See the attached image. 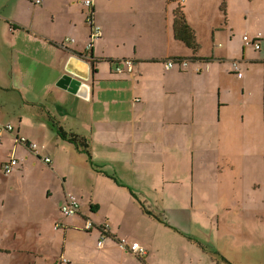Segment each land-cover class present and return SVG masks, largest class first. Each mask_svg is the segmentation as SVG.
<instances>
[{"label":"crops","instance_id":"crops-1","mask_svg":"<svg viewBox=\"0 0 264 264\" xmlns=\"http://www.w3.org/2000/svg\"><path fill=\"white\" fill-rule=\"evenodd\" d=\"M75 1L0 0V126L14 127L0 138V264H225L202 241L236 264L198 226V204L210 201V187L207 179L196 182L194 157L200 126L214 131L223 125L225 131L236 123L245 134L250 123L252 133H263L257 129L262 123L256 119L259 99L249 118L242 109L262 78L253 67L264 66V36H250L260 50L244 41L242 48L232 45L215 34L223 27L218 7H201L200 18L187 7L201 56L222 68L198 62L187 70H166L163 64L144 63L130 71L123 64L125 72L117 74L103 63L86 101L58 87L70 55L58 45L67 38L76 42L67 48L83 53L90 47L96 59L165 61L191 54L172 36L173 8L86 0L92 2L87 21L92 18L100 29L97 37L89 23L77 28L79 12L86 18L87 9ZM145 11H164L167 23L146 20ZM210 33L212 43L207 42ZM204 66H209L206 73ZM223 74L237 77L230 79L235 92ZM79 105L87 112L84 117L77 113ZM52 124L88 139L92 150L87 154L62 138ZM185 125L191 127L190 140ZM23 137L38 144L39 151L21 143ZM11 158L20 163L7 175L4 165ZM183 159L181 168H173ZM177 178L185 181L186 190ZM68 188L76 190L81 204L74 217L61 213ZM172 210L180 217L167 218L166 213L175 214ZM86 221L95 228L84 230ZM105 224L110 230H104ZM180 225L189 229L179 230ZM119 238L141 243L147 255L138 258L125 251ZM238 242L249 252H264V230L244 227ZM247 264H264V254Z\"/></svg>","mask_w":264,"mask_h":264},{"label":"rangeland","instance_id":"rangeland-1","mask_svg":"<svg viewBox=\"0 0 264 264\" xmlns=\"http://www.w3.org/2000/svg\"><path fill=\"white\" fill-rule=\"evenodd\" d=\"M131 1L134 7H169L171 11L173 8L167 3V0ZM75 3L77 7L87 9L86 18L81 11L79 12L77 28L81 30L89 25L87 18L91 8L85 5L86 0H76ZM222 3L223 0H186L183 2L187 11V7H189V12L197 18L201 16V7H209L210 10L212 7H218V13L223 18V27L215 34L227 43L240 45L242 48L244 44L243 32L254 37H258L260 34L264 36V0H227V14L220 10ZM145 18L150 22H159L161 26H163V22L167 23L164 11L158 13L145 11ZM158 34L162 36V32H158ZM212 36V33L207 34V42L212 43ZM67 40L70 38L63 42ZM208 67L204 66L205 73L208 72ZM217 67L222 68L223 66L221 64L210 65V69ZM227 67L229 68V65ZM253 68L262 73V78L259 80V86L255 89V97L247 96V104L244 105V110L241 109L249 118L252 104L256 98L259 99V106L261 105L262 109L257 110L256 119L262 123L257 124V129L262 128L263 133L261 135L252 133L250 123L246 125L245 134L240 133L236 123L232 124L230 130L226 129L225 131L223 125H220L219 128L215 127L214 131L200 126L199 152L194 157L196 182L201 185L207 179L210 187L207 192L210 201L198 204V226L202 230V234H206L204 236H209L211 240L213 236L215 245L221 243L218 245L220 249L236 264H247L250 259H258L264 254L262 251L249 252L247 249L240 248L238 242V231L244 227L264 230V66H254ZM222 76L225 77L230 90L235 92L230 79L234 81L237 77L234 74H223ZM246 107L249 108L248 111L245 110ZM77 113L84 117L87 112L79 105ZM155 114L156 112H154ZM43 115L47 118L46 114L43 113ZM182 128L190 140V125H185ZM208 147L215 149L214 154H208L205 151ZM183 162L184 159L177 165L174 164L173 168H181ZM176 180L182 184L183 190L187 189V184L183 179L177 178ZM140 191L139 188L136 189L138 194ZM196 199H200L199 193H197ZM185 209L187 208L184 206L183 210ZM171 212L175 214L166 213L167 218L180 217L177 214L181 212L173 210ZM170 227L173 226L170 225ZM179 228V230L189 229L182 225Z\"/></svg>","mask_w":264,"mask_h":264},{"label":"trees","instance_id":"trees-1","mask_svg":"<svg viewBox=\"0 0 264 264\" xmlns=\"http://www.w3.org/2000/svg\"><path fill=\"white\" fill-rule=\"evenodd\" d=\"M183 2L184 1L182 0H167V3L173 6L172 22H171L172 23V36L177 43L181 44L191 54L190 58H172V59L165 60V61L163 60H154V61H135L133 60L132 61V60H126V59L119 61L117 59L104 58V59H95V62L99 64H103V63L107 64L109 67H111V70L113 69L116 70L117 74H123L125 72V70L123 69V64H126L128 68L130 69V71L133 70L134 64L138 65V64H144V63H150V64H155V65L163 64L166 70H170L168 69V65L171 61H173L175 64L174 68L176 66H179L184 70H187L192 65L198 64V62L203 63V64H212L215 61V59L210 58V57L201 56L202 45L198 38V33L190 26L188 22L187 9L185 5L183 4ZM220 10L222 13L227 14V0H223L222 7ZM88 22L92 28V31L90 30V32L94 34L95 25L93 24V19L89 18ZM58 47L60 49H67V46H62V44H59ZM90 51H91V48L89 47V51L87 50L86 52L93 55L94 53ZM129 63H132V67L129 66ZM52 126L54 129H56V131L60 134V136H62V138L68 139L71 143H74L78 145L79 147L83 148L87 154H89V152L92 150L90 147V141L88 139L79 137L74 134H69L65 132L63 128H60L56 125L52 124ZM5 165H4V171H5ZM186 237L188 238L190 242H192L193 240L194 242L198 243V241H196L194 238H192L191 240L189 236H186ZM199 240L202 241V239H199ZM202 242L205 243L209 254L213 255L217 261L221 263L223 262L225 264H231L227 260L226 257H224L220 252H218L216 248L212 247L211 245H208L205 241H202ZM138 258H141V257H138Z\"/></svg>","mask_w":264,"mask_h":264},{"label":"built area","instance_id":"built-area-1","mask_svg":"<svg viewBox=\"0 0 264 264\" xmlns=\"http://www.w3.org/2000/svg\"><path fill=\"white\" fill-rule=\"evenodd\" d=\"M182 1H186V0H182ZM42 2V0H35V3L37 5H40ZM86 6L91 7L92 3L90 1L86 2ZM94 35H97V37H100L101 33H100V29L98 27L94 26ZM262 37V35L260 34L258 36V38L260 39ZM243 41L245 43L246 47H253L256 50H260L261 49V45L259 43H255L252 38L249 35H245L243 37ZM75 40L74 39H70L67 40L66 42L62 43V46H67L69 43H74ZM89 51V48H88ZM129 66L132 67V63H129ZM175 66L174 62L171 61L168 65V69H173ZM235 68H238V65L235 63L234 64ZM198 75H201V70L198 69L197 70ZM243 75L241 73H239V78H242ZM14 131V127L12 125H5V126H0V138H2V136L4 135L5 132H13ZM20 142L27 145L30 149L34 150L35 152H38L40 147L38 144H34L32 142H30L28 139H26L25 137L20 139ZM51 160L47 159V162L49 163ZM20 163V161L17 158H12L6 165H5V171L6 174L9 175L12 173L13 168H15L16 166H18ZM80 201L77 197L76 194V190L74 188H68L65 191V203L61 208V213L66 216V217H74L76 215L79 214L80 212ZM93 228H95V225L92 221H86L85 225H84V230L86 231H91ZM105 231L110 230L111 226L109 224H105L103 226ZM58 229V227H56V230ZM107 235L104 234L101 236V240L98 243V246L101 247L104 243V241L106 240ZM117 243L118 245L124 249L125 251L128 252H132L134 253L136 256L138 257H144L145 255H147V249L139 242H130L128 239L126 238H119L117 239Z\"/></svg>","mask_w":264,"mask_h":264},{"label":"water","instance_id":"water-1","mask_svg":"<svg viewBox=\"0 0 264 264\" xmlns=\"http://www.w3.org/2000/svg\"><path fill=\"white\" fill-rule=\"evenodd\" d=\"M70 55L64 59L62 79L58 82V87L67 90L78 97L89 101L90 91L94 87L95 78L99 74L95 62V56L87 52L79 53L72 49H65Z\"/></svg>","mask_w":264,"mask_h":264},{"label":"bare ground","instance_id":"bare-ground-1","mask_svg":"<svg viewBox=\"0 0 264 264\" xmlns=\"http://www.w3.org/2000/svg\"><path fill=\"white\" fill-rule=\"evenodd\" d=\"M14 169V168H13Z\"/></svg>","mask_w":264,"mask_h":264}]
</instances>
